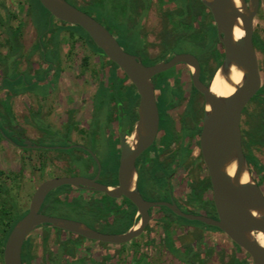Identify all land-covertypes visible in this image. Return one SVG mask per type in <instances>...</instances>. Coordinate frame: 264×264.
<instances>
[{
    "label": "rangeland",
    "instance_id": "obj_1",
    "mask_svg": "<svg viewBox=\"0 0 264 264\" xmlns=\"http://www.w3.org/2000/svg\"><path fill=\"white\" fill-rule=\"evenodd\" d=\"M142 1L145 2V0ZM129 3L130 0H97L96 13L99 17L103 16L105 24L117 22L121 9L128 7ZM207 22L208 18L204 16L202 25ZM102 23L104 24V22ZM32 26L40 36L43 32L51 31L49 35L56 44L55 67L58 68L59 73H62V78L59 80L62 93L57 92L56 94L57 105L54 101L55 98L49 95L34 96L33 99H28L26 96H14V99L11 100L13 121L8 112L7 101H2V106L6 111L5 115L0 113V134L5 137L4 139L0 137V192L2 199L12 203L11 212L13 215H20L27 209L34 190L41 182L62 173V164L57 163L54 168L51 165V154H49L50 147L64 143L63 140L55 137L52 130L49 129L52 113L60 116L65 110L59 101L65 99L68 105L73 104V107L77 108L72 112L75 113V116L76 113H79L75 124L76 128L80 129L86 125L90 114L89 109L83 108L81 102L89 99L100 81L108 78V75L112 73L111 70H114L106 58L88 50L81 40L71 39L70 33L66 30L58 32V28H61L62 24L54 20L50 21L36 0H0V81L3 82V90L9 95L24 90H28L32 94L46 95L53 91L55 86V76L54 79L50 75L45 78L46 74L41 73L40 69L44 68L45 60L39 54V51L43 52V50L38 48V44H34L37 35ZM69 28L80 32L75 27L69 26ZM253 30V35H256L264 44V0H260ZM55 34L57 37L53 38ZM117 35L122 39L123 46L133 53L134 48L129 41V35L119 29ZM212 38L208 31V43ZM44 40L50 42L48 37H44ZM11 45L17 47L18 50L12 51ZM179 46L181 44H177L176 47ZM206 46L208 47L209 44ZM202 49H200L201 57L204 56ZM214 50L213 48L212 51ZM256 53L261 70L263 57L259 51L256 50ZM8 54L12 55L8 57ZM213 54L210 52L209 56L212 58ZM47 59H50V56ZM217 60L221 62L222 58L214 57L213 61L209 62L213 71H217L219 68ZM260 76L261 88L264 89V71H260ZM38 79L40 82H37ZM70 88L73 89L70 90ZM82 91H86L87 98H82ZM4 97L5 95L2 96L0 92V99ZM256 99L253 98V101H250L242 114V147L245 154L253 156L258 165L264 168V145L252 143L259 140L256 128L260 122V114L264 110V105L255 101ZM2 106L0 105V110L4 112ZM96 112L104 119L109 114L108 108L102 101L98 104ZM22 119L26 121L24 126L21 125ZM20 125L22 129L19 127ZM35 126L42 134L40 137H38L39 133ZM21 136H25L29 140L38 138L36 141L41 149L22 151L21 148L8 144L10 139L21 143ZM56 152L61 153V151ZM110 152L111 148L106 143H101L97 151L98 160L107 170H111L113 166ZM76 169L79 174H84L81 164L76 163ZM251 175L264 192V173L261 175L253 169ZM68 191L70 192V189L65 187L52 191L45 203L48 208L44 209L43 207L42 213L51 217L78 221L89 227H94L93 223L95 222H102L94 214L98 208L91 211L89 210L91 206L88 204L89 199L97 198L100 195L93 196L88 193L72 191L71 195H67ZM60 194L68 196L69 202L58 200ZM75 195H81V198L73 197ZM84 207H88V210L83 211ZM96 226L98 227V225ZM162 228L164 227L160 224H151L146 234L122 245L123 247L89 241L50 227L35 230L28 238L32 253L40 255L42 250L51 252L55 257L54 264H101V262H106L104 258L108 259L107 264H133L135 260H139V264H184L174 257L171 249H180L185 246H192L202 252V256L205 257L203 264H230L235 255V245L219 231L205 229L197 224L188 225L180 222L179 225H168L164 228L168 232V237H166ZM98 230L105 234H114L117 231L114 227H101ZM62 241L67 242L64 249L60 245ZM207 251L209 254L206 253ZM1 261L0 257V264H2Z\"/></svg>",
    "mask_w": 264,
    "mask_h": 264
},
{
    "label": "flooded vegetation",
    "instance_id": "obj_2",
    "mask_svg": "<svg viewBox=\"0 0 264 264\" xmlns=\"http://www.w3.org/2000/svg\"><path fill=\"white\" fill-rule=\"evenodd\" d=\"M65 1L105 27L120 46L128 54L139 59L144 66L166 63L175 55L189 54L199 62V81L207 86L216 71L212 70L209 62L213 61L214 57H221V62L217 60V65L220 67L223 61L224 50L220 42L207 47L206 36L203 42L204 49H202L204 56L200 55L202 54L200 53L201 30L208 31L212 27L215 28L212 17L210 21L205 13L201 15L200 0H145V2L130 0L128 7L121 9L118 21L106 24L103 16L99 17L96 13L97 0ZM204 16L208 18V22L202 25ZM118 29L129 35V41L134 48L133 53L123 46L122 39L117 35ZM177 44L181 46L176 47ZM213 48L214 51H212ZM210 52L214 53L212 58L209 56ZM151 81L158 110V129L152 144L135 159L136 188L142 199L147 202L168 203L184 214L216 219L208 172L199 146L204 99L193 86L191 70L185 64H177L155 75ZM54 92L53 89L46 96L54 97L57 105L58 100ZM81 96L83 99L87 98L86 91H82ZM100 101L109 110L105 119L96 112ZM138 102L139 97L134 86L123 73L116 72L101 80L91 97L81 102L83 108L87 107L90 112L85 126L76 128L75 121L79 113L75 116L72 112L77 109L73 107V104L64 108L60 116L52 113L49 129L55 137L64 142L63 145L50 147L51 165L55 168L57 163H61L63 166L61 175L55 177L80 176L93 179L97 174V165L93 157L98 160V148L101 143H106L111 148L110 158L113 159V166L111 170H107L98 160L100 174L96 182L108 187L118 186L122 146L131 148L133 145ZM21 121V125L24 126L26 121L24 119ZM21 125L19 127L22 129ZM36 129L40 137L42 134L37 127ZM21 137L22 142L19 148L22 151L41 149L36 141L38 138L29 140L25 136ZM27 141L29 143L26 144ZM243 153L246 157L247 154L244 151ZM76 163L81 164L83 175L78 173ZM64 187L70 189L67 195L76 192L106 198L102 193ZM259 188L262 191L260 186ZM262 193L264 194L263 191ZM47 197L40 208V213L43 207L48 208L45 204ZM112 200L121 217L135 210V224L139 221L137 209L128 200L124 197ZM24 212L27 213V209ZM148 214L149 222L140 236L146 234L151 224H160L166 228L168 225H179L185 220L165 206L152 207L148 210ZM43 228L48 227L39 226L36 230ZM95 228L98 229L96 225ZM164 228H162L163 233H165ZM22 254L24 258L28 254L32 264H54L55 260L51 252L42 250L40 255H34L31 247L28 249V246L24 248Z\"/></svg>",
    "mask_w": 264,
    "mask_h": 264
},
{
    "label": "water",
    "instance_id": "obj_3",
    "mask_svg": "<svg viewBox=\"0 0 264 264\" xmlns=\"http://www.w3.org/2000/svg\"><path fill=\"white\" fill-rule=\"evenodd\" d=\"M37 1L54 21L82 29L103 56L121 70L139 97L137 121L132 147L122 146L119 185L108 187L96 182L100 164L95 157L93 159L97 165V174L93 179L80 176L54 177L41 182L30 198L27 213L13 226L6 238L2 264H23V244L39 226L57 228L83 239L111 246L125 245L143 233L149 222L148 210L155 206H165L187 221L216 228L243 250L252 264H264V247L254 238L257 234L264 236V194L250 173L242 149L241 133L243 111L261 88L259 64L253 44V23L260 0H237L238 4L234 0H200L211 14L218 41L224 50V58L217 71L222 73L234 89L233 94L228 97L213 95L209 84L205 86L199 81L200 66L194 56L175 55L166 63L144 66L139 59L128 54L105 27L65 0ZM236 30L242 32L239 39L235 38ZM177 64L189 67L193 86L204 99L199 146L208 172L216 219L184 214L168 203L147 202L136 188L135 159L152 144L158 129V110L151 79ZM232 67L240 73L241 80L238 84L230 80ZM232 167L234 170L230 175ZM244 175L247 177L245 183L242 182ZM64 186L102 193L110 199L124 197L137 209L139 221L124 233L105 234L78 221L40 213L47 195Z\"/></svg>",
    "mask_w": 264,
    "mask_h": 264
},
{
    "label": "trees",
    "instance_id": "obj_4",
    "mask_svg": "<svg viewBox=\"0 0 264 264\" xmlns=\"http://www.w3.org/2000/svg\"><path fill=\"white\" fill-rule=\"evenodd\" d=\"M36 2L39 4V2L37 0H36ZM39 6L46 13V15L50 18V21H52L53 19L50 17L49 13L40 4H39ZM199 8L201 10V15H203L205 13L211 21V16H210L209 11L205 8V6L202 3H199ZM75 28H77L80 32H77L75 29L69 28V26H65V25H62L61 28H58V32L62 31V30H66L67 32L70 33L71 39L77 38V39L81 40L86 45L88 50H90L91 52H93L96 55H99V56L105 58L103 56V53L101 52V50L98 49L93 44V42L91 41L89 36L79 27H75ZM208 31L211 35V38L213 37L212 40H210L211 42L208 43L209 46H212V44H217L218 40H217L215 28L212 27ZM208 31H204V29L201 30V33H200L201 49L204 48L203 42L205 40V36L207 38ZM49 32H51V31H48L46 33L43 32L41 36L38 33V36L42 37ZM53 37H57V34H55V36H53ZM253 44H254L255 50L259 51L262 54V57H263L262 68H261V70L260 69L259 70L264 71V44L258 39V37L256 35H253ZM14 49L18 50L17 47L11 45V50L13 51ZM11 55L12 54H8V57ZM108 63L114 69V70H111V72H112L111 74L116 73V72L122 73L121 70L119 68H117L109 60H108ZM211 76H212V74L209 76V79L211 78ZM104 94H105V92H104ZM255 98H257L255 101H259L260 103H262L264 105V89L261 88L259 90V92L254 96V99ZM251 101H253V99ZM256 130L258 131V134H259V140L253 141L252 143L264 145V110L260 114V122L258 123V128H256ZM0 137L2 139L5 138L1 134H0ZM10 140H12V142L8 141V143H10L11 145H14L16 147H19V145L21 144V143L14 141L13 139H10ZM242 145H243V141H242ZM246 160H247V163H248V166L250 169V173H252L253 169L256 170L257 172H259L261 175H262V173H264V168H262L261 166L258 165L257 160L253 156H251L250 154L246 155ZM262 178H263V176H262ZM1 195L2 194L0 192V199H1L0 200V234H1V239H2V247L0 248V257L2 259V250H3V247H4V244H5V241H6L8 234L10 233L13 226L26 214V212H24L20 215H13V213L11 212V209L13 207L12 203L8 202L5 199H2ZM62 196L64 197L63 199L61 198ZM58 200H60L62 202H69L68 197L64 196L63 194H60V198ZM88 204H90V206H91L89 209L91 211L96 207L98 208V209H96L98 211L94 212V214H96V216L98 218H100V220H102V222L100 221V223H96V222L93 223L94 227H90L92 229L99 231L97 228H95V225H98V228H101V227H103V228L111 227L112 228V227H114L115 229H117V231L114 234H118V233L126 232L129 228H131L135 224V220H134L135 210L129 211L125 215H122V217H121L119 215V212L116 210L114 201L108 197H106V198H91V199H89ZM86 209L88 210V207L82 208L83 211H85ZM183 222L188 224V225L189 224L190 225H194V224L196 225L197 224V225H200L202 228L218 231L216 228L207 227V226H205L201 223H198V222H190V221H186V220H183ZM46 227H49V226H46ZM165 235H166V237H168L167 230H165ZM168 240H169V238H168ZM66 244H67L66 241H62L60 243L61 248L64 249ZM26 246H28V249H29V247H31L28 237L26 238V240L23 244L22 252H23L24 248H26ZM120 247H123V246L121 245ZM234 247H235L234 248L235 255L232 258V261L230 262V264H252L251 259L249 258V256L246 255V253L243 250H241L237 246H234ZM22 252H21L22 263L23 264H32L31 258L28 256V254L24 258V255L22 254ZM171 253L174 255V257H176L180 262H183L184 264H203L205 262V257L202 256V252L197 251V249H194V247H192V246H185L184 248L174 249V250L171 249ZM206 253L209 254L208 251ZM104 259H106L105 260L106 262H104V263L101 262V264H107L108 259L107 258H104ZM1 263H2V261H1ZM133 264H139V260H135Z\"/></svg>",
    "mask_w": 264,
    "mask_h": 264
},
{
    "label": "crops",
    "instance_id": "obj_5",
    "mask_svg": "<svg viewBox=\"0 0 264 264\" xmlns=\"http://www.w3.org/2000/svg\"><path fill=\"white\" fill-rule=\"evenodd\" d=\"M33 29L35 31V34L37 35V39L34 42V44L35 45L38 44V46H39L38 48L41 49V50H43V52H40L39 51V54L41 56H43V60H45V66H44V68H41L40 69L41 70V73L44 74V75L46 74V77L45 78H48V75H50L54 79V76H55L56 84L54 86L55 88H53L54 91H55L54 93L55 94H57V92L62 93L61 92V89H62L61 88V84L59 82V80H61V78H62V73H59L58 72V68L55 67L56 65L54 66V61L56 59V51H55V45L56 44H55V41H54V39H51V36L49 35V33H47L46 35H44L42 37H39L37 30L34 27H33ZM44 37H48V41H50V42H46L44 40ZM53 38H55V37H53ZM48 56H50V59H47ZM48 62H51V64H48ZM39 80L40 79H38L37 82ZM41 83H42V81H41ZM2 84H3L2 81H0V92H1V95L2 96L5 95V97L2 98V99H0V105L2 106V101L3 100L7 101L8 112L10 114L11 120L13 121V115H12L13 114V112H12L13 109H12V105H11V100L14 99V96H16V97L26 96L28 99H33L34 95L31 92H29L28 90H24V91L18 92V93L17 92H13L11 95H9V93H7L6 91L3 90V85ZM71 89H73V88H70V90ZM40 96L44 97V95H40ZM63 96H64V94H63ZM65 96H67V94H65ZM59 102L62 104V107L63 108H68L71 105V104L68 105V103H66V100L65 99H61V101H59ZM2 108H3V106H2ZM3 110H4V108H3ZM5 111L6 110H4V112L2 110H0V113L3 114V115H5ZM8 144H10V143H8ZM10 146H14V145H11L10 144ZM14 147H16V146H14Z\"/></svg>",
    "mask_w": 264,
    "mask_h": 264
},
{
    "label": "bare ground",
    "instance_id": "obj_6",
    "mask_svg": "<svg viewBox=\"0 0 264 264\" xmlns=\"http://www.w3.org/2000/svg\"><path fill=\"white\" fill-rule=\"evenodd\" d=\"M236 4H238L237 0H234ZM242 36V32L239 30L235 31V38L239 39ZM230 80L234 84H238L241 80L240 73L237 72L234 67L230 69ZM210 92L219 97H228L233 94L234 89L227 83L226 79L223 77L220 71H216L213 75L211 81L209 82ZM132 138V137H131ZM130 138V139H131ZM133 141V140H132ZM129 142V141H128ZM131 144V143H130ZM234 167L230 168L229 174L232 175ZM247 181L246 175H244L242 182L245 183ZM259 245L264 247V236L262 234H257L254 236Z\"/></svg>",
    "mask_w": 264,
    "mask_h": 264
}]
</instances>
